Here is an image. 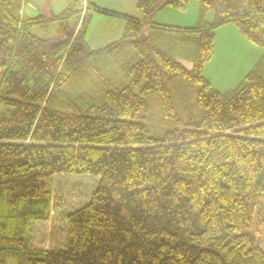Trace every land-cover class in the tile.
<instances>
[{
    "label": "trees",
    "instance_id": "16d2710c",
    "mask_svg": "<svg viewBox=\"0 0 264 264\" xmlns=\"http://www.w3.org/2000/svg\"><path fill=\"white\" fill-rule=\"evenodd\" d=\"M55 1L25 0L20 15L21 0H0V264H264V0H195L190 27L152 18L191 0H136L140 20L94 7L124 21L98 50L87 9L69 24L77 0L57 13ZM226 24L262 55L221 93L202 73ZM102 55L120 60L127 84L71 98L64 85ZM175 78L196 89L198 117L178 116ZM154 96L168 129L153 125ZM56 173L99 181L66 215L65 248L36 250L28 227L46 218Z\"/></svg>",
    "mask_w": 264,
    "mask_h": 264
},
{
    "label": "rangeland",
    "instance_id": "374dc122",
    "mask_svg": "<svg viewBox=\"0 0 264 264\" xmlns=\"http://www.w3.org/2000/svg\"><path fill=\"white\" fill-rule=\"evenodd\" d=\"M72 0H57L52 5L54 12L72 6ZM43 4V3H42ZM87 13L91 20L85 35V41L92 50L102 49L117 41L124 28V21L98 13L94 7L110 10L140 20L136 10V0H86ZM79 14L70 19L75 24L86 13H82V0L76 1ZM28 7V5H27ZM45 10H47L45 8ZM198 4L191 0L184 12L165 8L156 13L152 21L167 26L190 27L196 20ZM31 14H34L32 12ZM55 27L48 30L33 29L40 37H48ZM262 55V50L245 40L234 24H226L215 30L214 56L204 69L202 76L208 79L218 92L235 88L244 76L254 67ZM106 80L121 88L127 79L121 71V62L114 55H102L87 61L64 85L63 90L74 98L82 92L99 88V81ZM173 95L177 114L182 119L198 117L200 111L196 105V89L181 78L166 80ZM93 93L90 91V94ZM91 96L89 95V100ZM161 103L158 96L149 99L152 122L156 129L171 127L160 114ZM165 122V124H164ZM99 177L56 173L52 176L49 188L51 193L50 209L43 220L30 221L28 239L30 248L36 250L63 249L66 246V215L89 202ZM7 264H17L8 259Z\"/></svg>",
    "mask_w": 264,
    "mask_h": 264
},
{
    "label": "built area",
    "instance_id": "2783aa9c",
    "mask_svg": "<svg viewBox=\"0 0 264 264\" xmlns=\"http://www.w3.org/2000/svg\"><path fill=\"white\" fill-rule=\"evenodd\" d=\"M24 4H25V0H21L20 8L18 9V12H19L20 15H22L23 12L26 10L24 8ZM81 8H82V13H84L86 8H87L86 0H82Z\"/></svg>",
    "mask_w": 264,
    "mask_h": 264
},
{
    "label": "crops",
    "instance_id": "0c3cea01",
    "mask_svg": "<svg viewBox=\"0 0 264 264\" xmlns=\"http://www.w3.org/2000/svg\"><path fill=\"white\" fill-rule=\"evenodd\" d=\"M35 6V5H34ZM212 16H213V14H212V12H208L207 13V15H206V19L208 20V21H210L211 19H212ZM197 17V16H196ZM181 64L185 67V68H187V69H190L191 68V64L190 63H186V62H181Z\"/></svg>",
    "mask_w": 264,
    "mask_h": 264
}]
</instances>
